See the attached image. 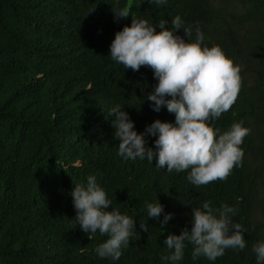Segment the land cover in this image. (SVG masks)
Returning <instances> with one entry per match:
<instances>
[{
	"label": "trees",
	"instance_id": "1",
	"mask_svg": "<svg viewBox=\"0 0 264 264\" xmlns=\"http://www.w3.org/2000/svg\"><path fill=\"white\" fill-rule=\"evenodd\" d=\"M125 6L129 15L114 17L112 9ZM132 14L153 24L167 19L169 27L179 14L192 39L198 27L205 43L219 44L240 67L235 102L211 121L221 130L241 120L250 128L242 162L226 179L197 186L190 169L169 172L155 159L118 155L108 116L114 104L138 131L157 117L175 118L146 99L157 83L151 67L125 69L109 55ZM177 32L188 39L183 28ZM154 139L147 136L152 147ZM89 174L106 190L110 209L135 218L137 230L118 260L94 250L107 234L89 237L76 222L70 190ZM158 199L174 213L163 226V212L148 217L145 205ZM204 200L236 208L232 220L246 229V247L193 260L186 241L178 264H256L252 245L264 239V0H0V264H166L165 237L190 228L192 205Z\"/></svg>",
	"mask_w": 264,
	"mask_h": 264
},
{
	"label": "clouds",
	"instance_id": "2",
	"mask_svg": "<svg viewBox=\"0 0 264 264\" xmlns=\"http://www.w3.org/2000/svg\"><path fill=\"white\" fill-rule=\"evenodd\" d=\"M153 2V0H149ZM167 0H154L157 5ZM114 17H127L130 8H113ZM159 25L160 30L156 27ZM150 23L143 17L134 16L115 32L110 43L109 55L125 69L139 70L142 65L153 69L157 83L147 93L146 99L155 111L166 106L174 113V120L155 118L144 130L138 131L135 121L116 103L109 108L114 137L118 139V155L123 159H145L171 172L188 170L187 178L194 185L208 184L226 179L234 166L242 162L241 147L250 128L244 122L234 121L226 130L213 126L211 121L230 109L240 88V67L236 65L219 44L204 42V33L197 27L195 39L192 29L184 26L177 14L171 19ZM183 28L188 39L178 34ZM144 99V97H142ZM142 99V100H143ZM155 137L152 147L147 136ZM76 209V222L87 233L99 231L107 238L95 247L99 257L118 260L122 246H127L136 229L135 218L112 207L106 190L89 174L86 182L74 183L70 190ZM148 217L163 219L167 224L174 215L165 211L158 200L145 201ZM236 208L227 203L219 208L210 200L191 209V227H183L179 233L169 232L164 239L168 252L161 260L178 264L184 258L186 241L192 244V259L200 256L214 261L226 248L246 247L244 226L232 220ZM140 229L148 231V223L140 221ZM165 230V229H164ZM256 264H264V239L252 245Z\"/></svg>",
	"mask_w": 264,
	"mask_h": 264
}]
</instances>
